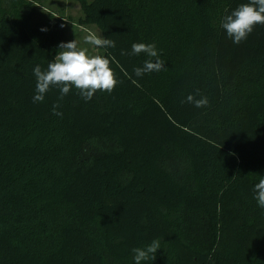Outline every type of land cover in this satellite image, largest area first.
I'll use <instances>...</instances> for the list:
<instances>
[{
    "label": "trees",
    "instance_id": "16d2710c",
    "mask_svg": "<svg viewBox=\"0 0 264 264\" xmlns=\"http://www.w3.org/2000/svg\"><path fill=\"white\" fill-rule=\"evenodd\" d=\"M76 1L116 44L98 54L118 83L87 102L34 103L59 48L0 18V264H135L153 240L141 264H264V25L240 44L221 26L248 0ZM133 43L165 70L136 77Z\"/></svg>",
    "mask_w": 264,
    "mask_h": 264
},
{
    "label": "clouds",
    "instance_id": "9594fccd",
    "mask_svg": "<svg viewBox=\"0 0 264 264\" xmlns=\"http://www.w3.org/2000/svg\"><path fill=\"white\" fill-rule=\"evenodd\" d=\"M257 24L264 25V0H248L247 3L241 4L231 14L223 18L221 26L234 44H240L247 39ZM61 26L63 27V25ZM84 41L96 48H114L116 46L115 41L101 38L94 32H88ZM58 48L57 55L48 64L46 70L42 71L39 65L33 69V74L36 77L34 103L43 102L45 94L52 87L59 89V100H63L75 87L86 102L90 101L97 91L110 94L114 90L118 80L110 67L108 58L99 54L89 55L88 50L79 47L76 40L61 42ZM141 53L146 54L150 59L145 60L142 67H136L133 70L136 77L165 70L164 61L159 58L155 44L133 43L130 54L138 56ZM121 54L128 55L129 53L122 50ZM151 58H155V60ZM132 83L137 87L140 86L137 80H132ZM186 101L193 103L197 108L206 107L209 103L207 97L196 99L193 94H189ZM59 107V103L52 107L53 114L56 116L63 115L58 111ZM253 191L258 206L264 209V178L254 185ZM158 249H160L159 240H153L145 248H134L132 251L135 264L149 260L154 261Z\"/></svg>",
    "mask_w": 264,
    "mask_h": 264
},
{
    "label": "rangeland",
    "instance_id": "374dc122",
    "mask_svg": "<svg viewBox=\"0 0 264 264\" xmlns=\"http://www.w3.org/2000/svg\"><path fill=\"white\" fill-rule=\"evenodd\" d=\"M37 2L28 6L16 0H0V18L4 15L8 16L12 24L24 27L38 41L50 40L54 48H58L61 42L76 40L79 47L88 50L89 55L99 53V48L86 44L84 37L88 32H94L102 38L101 31L94 24L78 23L83 13L76 0H37ZM57 19L60 22L55 26Z\"/></svg>",
    "mask_w": 264,
    "mask_h": 264
}]
</instances>
